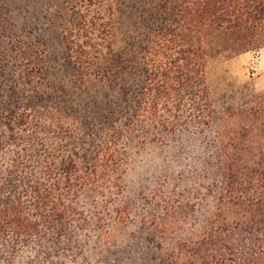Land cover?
I'll return each instance as SVG.
<instances>
[{"label":"trees","instance_id":"obj_1","mask_svg":"<svg viewBox=\"0 0 264 264\" xmlns=\"http://www.w3.org/2000/svg\"><path fill=\"white\" fill-rule=\"evenodd\" d=\"M125 1L0 0V264L74 263L79 200L121 194L127 144L189 126L213 129L221 178L169 264H264V94L220 107L205 79L207 57L264 47V0Z\"/></svg>","mask_w":264,"mask_h":264},{"label":"rangeland","instance_id":"obj_2","mask_svg":"<svg viewBox=\"0 0 264 264\" xmlns=\"http://www.w3.org/2000/svg\"><path fill=\"white\" fill-rule=\"evenodd\" d=\"M118 13L114 16L116 29L127 37L132 33L128 19ZM39 21L43 22L42 18ZM49 34L33 35L44 43L47 39L42 38ZM3 42L0 36V46ZM205 79L216 105L250 102L251 95L264 94V48L239 57H207ZM215 148L213 129L203 127L198 132L191 126L164 140L127 144L121 194L107 202L102 197L80 199L81 206L86 207L89 229L74 240V263L61 255L53 262L169 264L184 258L175 256V247L185 249L186 238L201 232L202 220L213 204L210 192L216 191L221 178ZM97 202L98 207H93ZM101 204L105 205L102 209ZM101 229L108 232L104 238ZM34 255L33 248L23 249L2 264H39Z\"/></svg>","mask_w":264,"mask_h":264},{"label":"crops","instance_id":"obj_3","mask_svg":"<svg viewBox=\"0 0 264 264\" xmlns=\"http://www.w3.org/2000/svg\"><path fill=\"white\" fill-rule=\"evenodd\" d=\"M263 48H264V47H263ZM260 49H261V48H260ZM247 52H250V51H246V52L240 53V54L236 55V57H239L240 55L246 54Z\"/></svg>","mask_w":264,"mask_h":264}]
</instances>
